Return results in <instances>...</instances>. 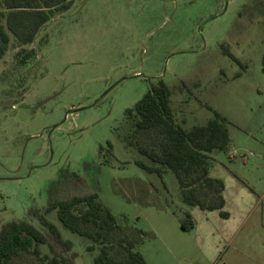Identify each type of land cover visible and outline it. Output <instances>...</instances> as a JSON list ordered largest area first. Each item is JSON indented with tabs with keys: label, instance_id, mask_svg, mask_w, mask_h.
I'll return each instance as SVG.
<instances>
[{
	"label": "rangeland",
	"instance_id": "rangeland-1",
	"mask_svg": "<svg viewBox=\"0 0 264 264\" xmlns=\"http://www.w3.org/2000/svg\"><path fill=\"white\" fill-rule=\"evenodd\" d=\"M254 7L74 0L26 46L37 51L26 64L12 42L0 60V230L31 220L29 209L47 204L50 186L76 171L129 225L121 235L142 231L136 249L147 264H264V16ZM159 79L186 128L214 111L227 118L230 147L211 154V175L228 179L226 208L189 207L173 171L161 176L138 164L152 165L138 146L159 149V137L133 132L126 109ZM187 210L191 230L182 228ZM48 217L72 242L69 252L52 240L56 251L72 264H94L90 241L66 229L56 210ZM50 252L43 245L41 256L26 252L11 264H48Z\"/></svg>",
	"mask_w": 264,
	"mask_h": 264
},
{
	"label": "trees",
	"instance_id": "trees-1",
	"mask_svg": "<svg viewBox=\"0 0 264 264\" xmlns=\"http://www.w3.org/2000/svg\"><path fill=\"white\" fill-rule=\"evenodd\" d=\"M74 0H0V60L12 42L19 48L17 61L26 64L36 56V49H27L36 40L41 28L54 17L68 10ZM254 8L264 16V0H253ZM264 71V55H263ZM171 89L159 79L132 107L126 109V118L133 132H156L159 149L138 146L143 160L138 164L148 172L163 175L171 170L178 178L183 202L189 207L203 210L223 209L225 206L224 179L211 175L212 153L227 151L231 140L228 120L220 112L206 124L186 128L178 122L171 104ZM133 144L132 141H129ZM108 143L106 151L112 153ZM105 150L104 146L100 148ZM56 210L63 226L90 241L88 250L97 251L94 264H147L143 254L136 249L142 231L132 230L121 235L126 227L92 191L87 180L76 171H68L62 180L48 189V201L43 207L33 206L28 211L33 221L14 219L0 230V264H11L23 253L42 255V246L49 245L48 264H72L56 251L54 242L71 252L72 242L64 238L59 227L48 215ZM223 216L228 213L221 211ZM196 221L190 211L182 221L184 230L194 229ZM119 249V250H118ZM72 254V253H71ZM118 254H120L118 256ZM75 254H72V259ZM74 264V263H73Z\"/></svg>",
	"mask_w": 264,
	"mask_h": 264
},
{
	"label": "crops",
	"instance_id": "crops-1",
	"mask_svg": "<svg viewBox=\"0 0 264 264\" xmlns=\"http://www.w3.org/2000/svg\"><path fill=\"white\" fill-rule=\"evenodd\" d=\"M231 177V176H230ZM229 177V179H232V180H230L233 184H235L237 187H241V185L240 184H238L236 181H235V179H233V178H230ZM227 180L228 179H224V182H225V189H224V197H225V206H224V208H226L227 207V203H228V201H227V190H228V183H227ZM194 209L195 208H193L192 209V213L194 212Z\"/></svg>",
	"mask_w": 264,
	"mask_h": 264
}]
</instances>
